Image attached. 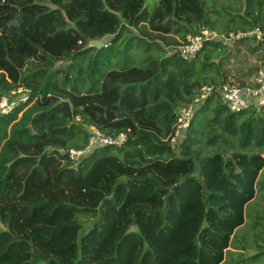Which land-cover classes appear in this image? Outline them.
Returning <instances> with one entry per match:
<instances>
[{
  "label": "trees",
  "instance_id": "obj_1",
  "mask_svg": "<svg viewBox=\"0 0 264 264\" xmlns=\"http://www.w3.org/2000/svg\"><path fill=\"white\" fill-rule=\"evenodd\" d=\"M255 26L264 0H156L150 11L145 0H0V99L25 92L0 113V264H222L229 247L240 249L231 264L262 259L263 216L248 258L234 230L256 192L264 197V104L225 107L218 41L190 60L158 53L201 27ZM134 42L153 52L143 65ZM111 59L118 67L104 71ZM207 84L170 142L177 108ZM89 125L127 138L74 163L66 151L86 145Z\"/></svg>",
  "mask_w": 264,
  "mask_h": 264
},
{
  "label": "built area",
  "instance_id": "obj_2",
  "mask_svg": "<svg viewBox=\"0 0 264 264\" xmlns=\"http://www.w3.org/2000/svg\"><path fill=\"white\" fill-rule=\"evenodd\" d=\"M208 40L218 41L223 45H228L231 42L251 40L260 44L264 49V28L255 26L244 30L219 32L208 27H201L198 32L187 34L184 41L176 44L169 50H175L182 59L190 60L196 56L203 43ZM20 90L21 88L10 90L9 93L14 94ZM212 90V85L207 84L201 86L188 103L177 108L174 129L168 137L170 142L174 143L181 138L185 128L188 126L194 108L199 105ZM218 92L221 96L222 102L229 111L239 112L252 104L255 106L263 105L264 65L262 64L259 68H257L251 83L242 86L237 82L227 79L220 84ZM23 99L24 98L20 100ZM14 104V99H8L3 96L0 99V113L8 112ZM78 120H80L79 116H74V121ZM88 128L90 135L86 145L82 148H69L66 151L68 158L74 163H77L85 152L92 147L102 145H120L127 138L124 131H119L116 135H114L105 133L93 125H89Z\"/></svg>",
  "mask_w": 264,
  "mask_h": 264
},
{
  "label": "rangeland",
  "instance_id": "obj_3",
  "mask_svg": "<svg viewBox=\"0 0 264 264\" xmlns=\"http://www.w3.org/2000/svg\"><path fill=\"white\" fill-rule=\"evenodd\" d=\"M206 5L214 6V7H221V5L224 6H233V0H205ZM156 4V0H145V7L148 11L153 9V7ZM211 8V7H210ZM233 12V11H231ZM227 14V13H226ZM223 19H227V16H225V13H222ZM137 31H135V34ZM147 39V38H146ZM147 40H150L149 38ZM160 43V42H158ZM161 44V43H160ZM132 49L130 50V53L132 54V60L134 65H143L142 59L150 54L153 53L152 51H148L144 46H139L134 42L132 45ZM255 47V49H251ZM118 49V45H117ZM166 52H158L161 55H164L167 53V50L172 49V47H165ZM153 51L157 52L155 49ZM88 56L92 54L91 52L87 53ZM224 54L223 61L221 63V67L225 72V76H231L230 79L234 82L241 83L244 81V77H248L249 75L253 74L259 68L260 65L263 64L262 60L264 59V49L261 45L256 47L255 42L251 40H244V41H238V42H231L230 44L226 45L225 50L222 52ZM118 67V61L116 59L109 61L104 66L103 70H109V69H116ZM228 79V78H227ZM19 88V87H18ZM17 88V89H18ZM25 96V92L23 90H20V92H16L12 94V99L16 102L19 98L22 99ZM198 145H202V142ZM214 148L217 147V145H213ZM204 149H202V152H204ZM261 215L263 216V219L261 220V223L264 224V197L262 196L261 191H257L256 195L248 201V203L244 207V222L242 225L238 226L234 233L238 236V239L241 243L244 244L245 250L243 251V258H248V256L256 251V248L254 247V243L252 242L254 238L255 231L251 228L252 220L255 218V215ZM257 228V227H256ZM259 231L256 232V237H258ZM260 238L264 241V231H262V234L260 235ZM262 246L264 247V242H261ZM231 250L230 253L226 252L225 254V260L222 264H231L232 261H229V258L236 259L237 258V252L240 251V249L229 247ZM240 264H264V257L260 259L257 262L251 263L248 261H244Z\"/></svg>",
  "mask_w": 264,
  "mask_h": 264
},
{
  "label": "water",
  "instance_id": "obj_4",
  "mask_svg": "<svg viewBox=\"0 0 264 264\" xmlns=\"http://www.w3.org/2000/svg\"><path fill=\"white\" fill-rule=\"evenodd\" d=\"M113 37L112 34H106L101 38H93L89 39L87 43L82 47V49L94 47V48H101L106 43L109 42V40Z\"/></svg>",
  "mask_w": 264,
  "mask_h": 264
},
{
  "label": "crops",
  "instance_id": "obj_5",
  "mask_svg": "<svg viewBox=\"0 0 264 264\" xmlns=\"http://www.w3.org/2000/svg\"><path fill=\"white\" fill-rule=\"evenodd\" d=\"M262 62H263V65H264V59L262 60ZM231 76H233V75H231L230 74V76H227V78L229 79H232L231 78ZM229 79V80H230ZM252 79H253V74H251V75H249L248 77H244V81L243 82H241V83H239L240 85H246V84H249V83H251L252 82ZM233 80V79H232ZM238 83V82H237Z\"/></svg>",
  "mask_w": 264,
  "mask_h": 264
}]
</instances>
